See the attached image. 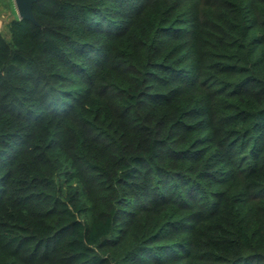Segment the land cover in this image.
I'll return each instance as SVG.
<instances>
[{
	"label": "trees",
	"instance_id": "1",
	"mask_svg": "<svg viewBox=\"0 0 264 264\" xmlns=\"http://www.w3.org/2000/svg\"><path fill=\"white\" fill-rule=\"evenodd\" d=\"M0 32V264H264V0H38Z\"/></svg>",
	"mask_w": 264,
	"mask_h": 264
},
{
	"label": "crops",
	"instance_id": "2",
	"mask_svg": "<svg viewBox=\"0 0 264 264\" xmlns=\"http://www.w3.org/2000/svg\"><path fill=\"white\" fill-rule=\"evenodd\" d=\"M0 28L6 29L7 23L13 18H19L13 0H0Z\"/></svg>",
	"mask_w": 264,
	"mask_h": 264
},
{
	"label": "water",
	"instance_id": "3",
	"mask_svg": "<svg viewBox=\"0 0 264 264\" xmlns=\"http://www.w3.org/2000/svg\"><path fill=\"white\" fill-rule=\"evenodd\" d=\"M36 1L38 0H14L19 19H26L37 24V21L32 12L33 4Z\"/></svg>",
	"mask_w": 264,
	"mask_h": 264
},
{
	"label": "rangeland",
	"instance_id": "4",
	"mask_svg": "<svg viewBox=\"0 0 264 264\" xmlns=\"http://www.w3.org/2000/svg\"><path fill=\"white\" fill-rule=\"evenodd\" d=\"M14 1V0H13ZM1 17V16H0ZM0 32L4 35V36H7V29H2L0 28Z\"/></svg>",
	"mask_w": 264,
	"mask_h": 264
}]
</instances>
